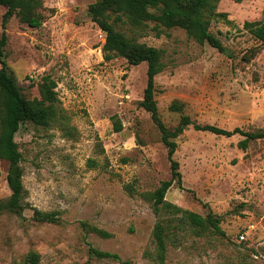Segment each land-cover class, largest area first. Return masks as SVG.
Wrapping results in <instances>:
<instances>
[{
    "label": "rangeland",
    "instance_id": "obj_1",
    "mask_svg": "<svg viewBox=\"0 0 264 264\" xmlns=\"http://www.w3.org/2000/svg\"><path fill=\"white\" fill-rule=\"evenodd\" d=\"M44 1L41 27L10 20L7 61L27 98L40 97L43 77L57 82L58 106L71 131L24 123L17 133L25 209L22 215L0 210V264H24L31 252L40 264H156L153 232L161 218L150 194L172 173L161 133L140 106L147 63L104 60V33L89 14L97 0ZM217 11L225 16L214 18L210 30L226 53L181 27L139 35L140 42L164 51V69L155 79L161 117L169 128L184 114L202 125L263 130L264 45L245 23L264 20V0H221ZM5 12L0 5V38ZM128 29L122 27L130 35ZM242 139L192 126L176 139L185 189L174 183L166 200L203 216L213 213L223 232L180 225L176 215L165 264H264V139L247 149L240 148ZM8 170L0 159V204L12 193ZM34 208L54 212L60 221L38 222ZM90 247L121 260L99 259Z\"/></svg>",
    "mask_w": 264,
    "mask_h": 264
},
{
    "label": "trees",
    "instance_id": "obj_2",
    "mask_svg": "<svg viewBox=\"0 0 264 264\" xmlns=\"http://www.w3.org/2000/svg\"><path fill=\"white\" fill-rule=\"evenodd\" d=\"M221 0H97L89 6L91 19L103 31L102 52L105 61L117 57L125 58L130 65L147 63V86L140 106L151 114V118L161 133V139L168 149V158L171 162L172 177L164 180L161 186L150 194L154 211L161 218L155 225L153 236L155 254L151 255L156 264H165L169 238L175 232L173 223L178 215L180 225H190L200 231L213 229L222 233L220 220L209 213L203 216L197 212L186 210L166 200L168 190L177 183L180 189L183 185V175L180 163L174 158L178 148L176 139L184 131L193 127L196 130L211 132L222 136L240 134L244 136L239 142L242 149H247L252 141L264 139V129L245 131L240 127L228 130L213 124H198L192 121L189 115H182L180 122L174 128H169L163 121L156 100V76L164 69V51L139 41V35L149 29L156 31L160 36L165 29L174 27L184 28L188 35L200 44H209L220 52L227 49L222 40L210 30L214 18L225 16L217 11ZM241 1V0H236ZM0 5L6 8L2 20V35L0 38V159L9 163L7 173L8 186L11 196L0 204V210L7 209L22 215L25 209L24 198L26 188L23 183V153L16 141V135L24 123L35 126H58L65 134L70 133V119L65 109L58 106L57 82L51 76L43 77L39 84L40 97L27 98L8 64L6 47L9 41L8 24L13 17L32 28H39L45 20L44 0H0ZM154 23V26H151ZM129 26L130 35L122 30ZM245 28L262 45H264V20L246 22ZM180 110L177 103L172 105ZM115 119V118H114ZM117 131L123 129L122 124L115 120ZM131 191L133 188L128 186ZM134 190V189H133ZM166 214L172 217H166ZM34 219L38 222H59L60 218L54 212H46L34 208ZM168 218V219H167ZM102 236L109 233L95 228ZM90 254L99 259L121 260V257L112 252L102 251L90 247ZM24 264H40L39 254L31 252Z\"/></svg>",
    "mask_w": 264,
    "mask_h": 264
},
{
    "label": "built area",
    "instance_id": "obj_3",
    "mask_svg": "<svg viewBox=\"0 0 264 264\" xmlns=\"http://www.w3.org/2000/svg\"><path fill=\"white\" fill-rule=\"evenodd\" d=\"M240 238L245 239V233H241Z\"/></svg>",
    "mask_w": 264,
    "mask_h": 264
}]
</instances>
